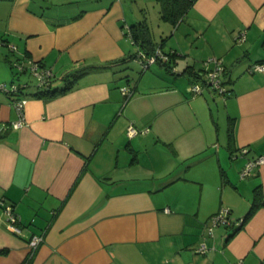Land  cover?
Listing matches in <instances>:
<instances>
[{"label":"crops","instance_id":"obj_1","mask_svg":"<svg viewBox=\"0 0 264 264\" xmlns=\"http://www.w3.org/2000/svg\"><path fill=\"white\" fill-rule=\"evenodd\" d=\"M134 16L128 0H0V82L15 77L14 51L50 67L60 88L85 68L51 98L31 96L35 80L22 76L31 87L19 128L0 91V200L20 227L6 228L0 206V264H264V163L239 175L264 155V71H246L264 62V0H195L162 48L178 74L158 63L130 86ZM209 56L226 68L225 98L186 92ZM130 124L148 130L128 137ZM256 192L262 205L236 230L209 232L220 207L243 218ZM32 234L43 235L33 252Z\"/></svg>","mask_w":264,"mask_h":264},{"label":"built area","instance_id":"obj_2","mask_svg":"<svg viewBox=\"0 0 264 264\" xmlns=\"http://www.w3.org/2000/svg\"><path fill=\"white\" fill-rule=\"evenodd\" d=\"M237 41H243L245 39V31H239L235 38ZM2 42V43H1ZM1 44H5L0 40ZM11 50H14L15 47L12 45H7ZM19 59V58H17ZM167 59L166 53L162 52L160 48H156L152 54H146L142 49L137 47L135 52L134 60L137 61L140 66L143 68V71L149 68L152 63H155L156 60ZM29 64L25 65V60H17L12 63L17 72L14 74V79L9 83L0 82V91L4 92L11 100V103L17 113V119L11 122L12 128H19L25 125L24 117V106L29 97L21 94V91H26L27 88L31 87V83L27 78L22 76L27 75L34 78L35 82L33 83L34 88L40 89L45 87L49 80L53 76V72L50 68L44 66L38 61H33L29 59ZM172 71L176 72V69L173 67ZM248 73H255L264 71V62H258L251 64L247 70ZM226 68L223 64L221 58L216 56H209L203 61V68L198 74V77L192 81L187 87L186 92L191 96L195 97L201 95L205 89H210L216 93L221 94L224 98L227 95L228 89L225 82L224 74ZM120 91L125 96L130 95V88L127 86L120 87ZM148 129H138L133 124H130L127 127V136L132 137L137 134L146 133ZM241 153H247L246 148L241 149ZM264 163V155H255L246 160L244 165L240 170V178H245L251 175L256 167ZM0 206L2 212L5 215V226L6 228L14 234H20V227L18 226V218L14 212L13 206L10 202H7L4 199L0 200ZM167 211V209H165ZM242 218L234 220L231 217V210L227 207H220L217 212L213 213L209 217V225L207 229L209 232L212 231V228L220 225H228L231 223L240 224ZM42 234H32L28 240V248L33 252L37 246L42 242ZM206 246L205 243H202L199 247V252H204Z\"/></svg>","mask_w":264,"mask_h":264},{"label":"trees","instance_id":"obj_3","mask_svg":"<svg viewBox=\"0 0 264 264\" xmlns=\"http://www.w3.org/2000/svg\"><path fill=\"white\" fill-rule=\"evenodd\" d=\"M194 1L195 0H157L158 5H159V14H160L161 19L169 22L173 27H175L181 21L184 14L191 7V5L194 3ZM130 27H131L130 37H131L133 43L136 44L138 48L142 49L146 54H152L153 51L159 47L162 52L166 53L167 59H164V60L158 59L155 62H157V63L161 64L163 67H165L166 71L169 74L177 75L178 74L177 72L172 71V68L174 67V61H175L174 60L175 52L171 51V50L170 51H164L161 47V43L156 44L151 39V34L149 32V29H148L145 21H139V22L137 21L134 24L130 25ZM134 56H135V54L131 55L132 59H134ZM141 69L143 72L142 67H141ZM84 71H85V68L78 70L76 73H72V74L62 76L60 79L64 83V86L62 88H60L59 86L54 84V82L57 79L55 78V75L53 74V76L49 80L48 84L45 87L40 88V89L35 88V92L31 96L51 98L55 95L64 93L71 88L73 81H75L79 76H81L84 73ZM225 82H226V80H225ZM26 91H23V92L21 91V94L28 97V94L26 93ZM131 93L132 92L130 89V95H131ZM130 95L125 96L124 102H123L124 104L130 98ZM247 152H248V149H247ZM258 155H261V154H258ZM260 205H262L261 194L256 192V193H254V199L252 200L251 206H250L248 212L245 214V216H243L240 224H242L243 221L253 212V210L257 206H260ZM240 224L231 223V224L223 225V226L233 228L235 225L237 226ZM236 229L237 228L234 227V230H236Z\"/></svg>","mask_w":264,"mask_h":264},{"label":"rangeland","instance_id":"obj_4","mask_svg":"<svg viewBox=\"0 0 264 264\" xmlns=\"http://www.w3.org/2000/svg\"><path fill=\"white\" fill-rule=\"evenodd\" d=\"M128 7H129L130 11L132 10L133 15H135L134 16L135 18L133 17V21H132V18H129V21H131V22L145 21V23L149 29V32L151 34V39L156 44H160V43L164 42L162 48L165 49L166 46L169 45V40H171V37H172L171 32L174 31L175 28H173V26H170L169 23L161 20L160 14H159V5H158L157 0H128ZM164 27H167V28L169 27V28L164 30L163 29ZM0 40H2L4 42L6 39H3L2 37H0ZM1 43H0V47L1 46L5 47L4 44H1ZM129 46H130V52L132 54H135V52L137 50V46H136V44H134L131 41V39H129ZM14 52L15 53H13L12 57L10 58V69H11L13 74H16L17 69L11 64L16 62L17 60H25V57H20L19 59H17L19 55H15L16 51H14ZM28 61L29 60L27 58L25 65L29 64ZM157 65H158L157 62L152 63L149 66V68H147L145 71L142 72L140 64L131 58V60H128L126 66L124 68V70L126 71V74H125V76H123V78H121V82L124 85L128 82L130 84V86H133L135 84V82H137L138 79L140 78V76H142L143 74H146L145 77L152 74V73L155 74V68ZM46 67H48V66H46ZM48 68H50V67H48ZM0 75H3V73L0 72ZM27 78L29 79V76H27ZM146 78H144V82H146L148 85L150 83H152V79L148 80ZM9 82H10V80H6L5 83H9ZM112 172H114V171H112ZM113 174H116V173L111 174V172H110V174H108V175L113 176ZM218 227H224V226L221 225Z\"/></svg>","mask_w":264,"mask_h":264}]
</instances>
